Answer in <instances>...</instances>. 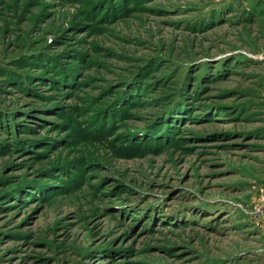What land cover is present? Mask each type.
I'll use <instances>...</instances> for the list:
<instances>
[{"label":"rangeland","instance_id":"1","mask_svg":"<svg viewBox=\"0 0 264 264\" xmlns=\"http://www.w3.org/2000/svg\"><path fill=\"white\" fill-rule=\"evenodd\" d=\"M256 1L0 0V264H264Z\"/></svg>","mask_w":264,"mask_h":264},{"label":"trees","instance_id":"2","mask_svg":"<svg viewBox=\"0 0 264 264\" xmlns=\"http://www.w3.org/2000/svg\"><path fill=\"white\" fill-rule=\"evenodd\" d=\"M256 3H258L259 4V6L261 5V4H263L264 3V0H257L256 1ZM258 6V7H259ZM261 9V8H260ZM260 11H264V10H259V12ZM175 93V92H174ZM177 93V92H176ZM177 95V94H176ZM175 97V95H173V98ZM172 103L173 102H171L170 104H166V107L161 111V112H159L158 114H156L154 117H156V116H158V115H160L161 113L163 114L166 110H168L169 109V107L172 105ZM180 113V112H179ZM49 195V194H48Z\"/></svg>","mask_w":264,"mask_h":264}]
</instances>
